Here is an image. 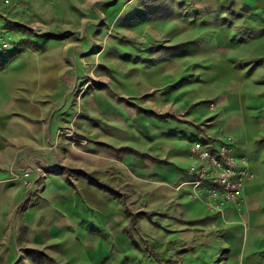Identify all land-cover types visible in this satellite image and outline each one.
I'll use <instances>...</instances> for the list:
<instances>
[{
    "label": "rangeland",
    "instance_id": "374dc122",
    "mask_svg": "<svg viewBox=\"0 0 264 264\" xmlns=\"http://www.w3.org/2000/svg\"><path fill=\"white\" fill-rule=\"evenodd\" d=\"M11 52L0 168L19 199L2 204L0 264L238 261L226 210L211 212L184 183L192 144L232 138L264 225V0H0V55ZM179 149L184 166L145 156ZM253 238L264 262V226ZM29 246L51 261L27 258Z\"/></svg>",
    "mask_w": 264,
    "mask_h": 264
},
{
    "label": "built area",
    "instance_id": "2783aa9c",
    "mask_svg": "<svg viewBox=\"0 0 264 264\" xmlns=\"http://www.w3.org/2000/svg\"><path fill=\"white\" fill-rule=\"evenodd\" d=\"M3 46L5 49L7 44ZM189 156L194 163L184 186L192 188L191 196L205 201L213 213H224L228 207L239 205L245 182L252 176L246 157L232 138L196 141Z\"/></svg>",
    "mask_w": 264,
    "mask_h": 264
},
{
    "label": "crops",
    "instance_id": "0c3cea01",
    "mask_svg": "<svg viewBox=\"0 0 264 264\" xmlns=\"http://www.w3.org/2000/svg\"><path fill=\"white\" fill-rule=\"evenodd\" d=\"M177 112L179 115H182V116L184 115L185 118L189 120V122H191L190 119H192L193 116H186V114H184L185 112L183 111H177ZM250 123L251 122L246 124L247 130H250V128H252V125ZM192 132L193 131H190V133ZM249 132L250 131H248V133ZM193 136L197 139L195 134ZM239 150H240V154L244 155L248 161L247 156L242 153L241 149ZM187 153L188 151L184 152L182 150L180 151L179 149V152L173 154L171 158H169L168 161H163L160 159L161 161L157 163L159 164L162 163L163 165H166L168 168L173 165L184 166V160H185L184 155ZM251 168L252 167L249 163V172L252 177L245 182L244 189H243L242 196H241V202L239 203V205H232L228 207L225 211L226 213L225 217L228 221V230H227V233H228L227 237L229 239L228 242H229V245L232 247L231 251L237 253L239 257V258L237 257L238 261L235 264H264V262L255 261V259L252 258L253 254L251 252L253 249L252 247L254 243L253 237H257L258 235H260V232L264 226L263 223L260 221V216L257 214L256 210H254L250 202L248 201L247 203V200H246L248 199V196L252 194V191L254 190V185L252 183L254 176L252 174ZM49 172H50L49 174L53 176H62V174L56 171H49ZM171 177H172L171 181H174L176 179L174 171H172ZM186 178H188V176ZM66 181L68 185H70L71 187L75 186L72 177L69 176L68 174H66ZM87 183L89 184L88 181ZM91 186H94V185H91ZM18 199H19L18 187L15 186V184L8 181L7 174L2 170V168H0V214L2 215L3 213L2 212L3 203L6 202L9 206H15L18 202ZM195 206L197 207V205ZM196 215L197 213H193L192 215H188V217H195ZM161 217H163L165 221H167L168 219L175 220V218L168 217V216L162 215ZM175 222L177 223V220H175ZM182 222L186 225H194L195 223L191 219H187V221H182ZM2 229H3V223L1 221L0 230ZM124 233H125V230H124ZM3 235L4 234L0 232V255L3 253V250H2ZM35 248L36 247L29 246V248H26L24 250V253L27 250H37V251L42 252L41 250L35 249ZM198 249L199 251H197V253H204L203 249H206V247L198 246ZM27 258L29 257L27 256ZM29 259L35 261L32 258H29ZM232 264H233V261H232Z\"/></svg>",
    "mask_w": 264,
    "mask_h": 264
},
{
    "label": "trees",
    "instance_id": "16d2710c",
    "mask_svg": "<svg viewBox=\"0 0 264 264\" xmlns=\"http://www.w3.org/2000/svg\"><path fill=\"white\" fill-rule=\"evenodd\" d=\"M16 54H14L13 52L11 53H4L2 55H0V70L4 69L13 59L16 58ZM104 146H108V145H104ZM148 159L154 161V162H159L158 159L154 158V157H151L150 155H145ZM72 172V171H69V173ZM59 173V172H58ZM74 174H76L77 176L79 177H84L88 182L89 184L91 185H95L99 188H101L99 185H97L94 180L89 177V175L87 173H84L82 171H75ZM102 189V188H101ZM104 191L110 193V194H113L112 191H110L109 189H106V188H103ZM127 214V213H126ZM141 214H146V213H141ZM125 233L128 234V236H130L132 238V233L129 229H126L125 230ZM26 254L29 258H32L34 260H37V259H46L48 261H51V258L46 255L45 253L43 252H40V251H37V250H27L26 251Z\"/></svg>",
    "mask_w": 264,
    "mask_h": 264
}]
</instances>
